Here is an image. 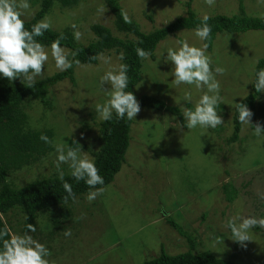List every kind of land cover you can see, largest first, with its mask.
Here are the masks:
<instances>
[{"label": "rangeland", "instance_id": "374dc122", "mask_svg": "<svg viewBox=\"0 0 264 264\" xmlns=\"http://www.w3.org/2000/svg\"><path fill=\"white\" fill-rule=\"evenodd\" d=\"M40 1L28 0L31 7L22 17L24 21L39 10ZM118 2L139 30L149 33L184 16L187 0ZM238 2L215 0L214 6L209 7L204 0H190V7L199 17L218 14L230 17L238 14ZM240 3L247 17L264 16L263 0H240ZM101 7L105 12L99 11ZM45 17L51 30L68 29L73 37L75 24L76 30L83 34L76 42L82 45L93 40L89 30L93 24L108 28L116 37H124L115 30L113 17L102 0H80L70 9H62L53 1ZM177 40L202 46L192 30L167 36L156 45L152 59L141 60L140 82L133 93L162 100L183 113L186 105L194 108L207 89L199 90L194 85L176 87L172 83L173 66L166 59L169 48L179 47ZM45 49L49 61L35 80L60 72L55 68L50 48ZM206 54L211 58L214 74L216 67L225 69L223 76H215L222 97L216 109L224 121L218 126L220 131L199 126L189 131L165 112L141 108L131 120L124 162L101 195L89 203L86 193L63 207L37 212L33 219L36 232L23 230L25 214L14 208L1 215L10 233H27L45 245L51 253L47 257L50 264H140L156 258L161 249L168 255L186 251L183 238L164 222L165 214L173 217L184 231L195 235L197 252L209 251L218 259L236 254L234 264L264 263V230L249 229L251 241L242 246L233 241L225 227L234 217L260 218L263 210L264 135L256 136L250 126L241 125L235 143L225 144V140L232 132L234 104L250 92L253 69L264 57V30L220 33ZM103 55L110 58L109 64L96 60L91 67L76 66L73 83L63 80L52 86L47 95L48 106L24 101L20 110L24 121L20 127L24 131L48 130L50 143L43 141L48 146L43 154H32L26 162L8 170L4 181L10 187L17 189L59 176L57 145L65 150L78 149L81 156L86 154L93 161L100 145L97 130L102 121L95 109L97 104L107 102L111 88L106 84L102 89L100 79L120 64L114 53ZM186 93L191 94L190 101L185 100ZM255 109L262 116L264 127V93H259ZM254 123L252 118L250 124ZM60 170L64 175L71 172L67 164H61ZM222 186L226 191H235L230 202L226 201ZM69 230L71 236L65 237L64 232Z\"/></svg>", "mask_w": 264, "mask_h": 264}, {"label": "trees", "instance_id": "16d2710c", "mask_svg": "<svg viewBox=\"0 0 264 264\" xmlns=\"http://www.w3.org/2000/svg\"><path fill=\"white\" fill-rule=\"evenodd\" d=\"M53 1L59 4L62 9H70L75 6L80 0H41L40 8L35 12L33 17L25 21V28L31 29L32 25L42 20L48 13ZM119 0H102L105 7L113 17V24L118 33L124 37H116L112 35L110 30L102 25L93 24L89 30L93 35V40L82 45L76 42L72 33L68 29L62 31H54L49 29L43 37L37 38L45 48H50L51 43L59 38L61 34L65 39L61 40V46L69 51V60H79L81 65H94L96 60L89 58L99 53H114L117 58L121 53L124 54V59L120 63L128 65L129 85L126 91L133 93V88L140 82V67L141 59L136 54V48H142L152 54L156 45L165 39L167 36L175 34L179 31L194 30L200 26L203 17H199L191 10L190 0L184 4L185 15L175 19L173 22L156 29L149 33H142L138 26L131 21L125 23L119 6ZM264 1V0H263ZM238 14L233 16L214 15L208 16V25L211 27V35L207 41L202 42L208 44L207 51H210L212 42L216 35L220 33H240L244 31H261L264 30V16L260 18L247 17L244 13L243 6L240 0L238 2ZM71 52H77L78 55L73 57ZM73 67L65 72H57L40 80L34 81V87L29 88L27 83H21L19 79L9 81L0 76V230L6 227L1 220V215L8 211L17 208L25 214V222L23 230L27 229V224L33 225V219L37 212L49 210L54 207H63L69 203L72 197L67 201L63 199L67 193L63 189V183L68 182L72 186L75 197L84 195L90 189L84 181L77 182L71 172L64 175V180L60 176H52L38 181H33L21 188L14 189L5 181V176L11 167L20 166L22 162H26L32 154H43L48 146L40 139L42 135L49 137V131H24L20 124L23 123V115H21V107L24 101H38L43 106H48L47 95L50 88L55 84L68 80L73 83ZM264 69V57L259 59L253 69L250 92L242 98L238 103L246 104L252 111V118L255 123L261 124L262 116H259L255 109V101L259 93L255 91V73ZM134 94V93H133ZM135 95V94H134ZM142 109L153 110L156 112H165L174 117L181 128L185 129L183 113L176 107L168 106L164 101L152 98L149 96H136ZM186 109H193L186 105ZM261 113V112H260ZM131 120L126 117L123 120H118L113 114L110 121H100L98 124V142L99 148L93 154V162L99 170V174L104 179L103 185L97 187H105L110 184L114 176L118 173L121 164L124 162V154L128 147L129 127ZM232 132L225 144H232L238 140V134L241 129V124L238 121V113L235 106L232 109L231 115ZM220 127L215 128V131H220ZM226 201L230 202L235 195V191L231 189L226 191V187L222 186ZM262 205L261 217H264V202ZM176 214V213H175ZM162 215V214H161ZM164 222L172 228L178 236L186 242V251L168 255L160 250L159 255L149 261L140 264H234L233 259L236 254H231L228 259L215 258L209 251H196L195 235L184 231L175 221L174 218L167 215H162ZM204 218V215L201 218ZM229 229V228H228ZM232 237V233L229 229ZM2 248V244H0ZM264 264V263H261Z\"/></svg>", "mask_w": 264, "mask_h": 264}, {"label": "clouds", "instance_id": "9594fccd", "mask_svg": "<svg viewBox=\"0 0 264 264\" xmlns=\"http://www.w3.org/2000/svg\"><path fill=\"white\" fill-rule=\"evenodd\" d=\"M209 7L214 6L215 0H204ZM28 0H0V76L9 81L19 79L21 83H27L29 88L34 87V81L37 76L44 72V66L49 61V52L37 38L43 37L45 32L51 28V23L47 17L32 25L31 29L25 28V21L22 17L30 9ZM100 12H105L101 7ZM121 16L125 23H131L127 12H122ZM209 17H203L202 24L193 30V34L199 41L204 42L210 38L211 27L208 25ZM74 39L79 41L82 33L77 29L75 24ZM65 39L63 34L55 39L50 45V55L54 61L55 68L60 72H65L76 66L91 67V65H81L79 60H69V51L61 46V40ZM178 48H169L167 51V62H171V76L174 77L172 83L176 87L181 85H194L196 89L207 91L200 96L196 102L194 110L184 109L183 118L184 126L190 131L197 126L201 128L215 129L224 123L223 118L216 111L222 101L220 93V83L215 76H223L225 69L222 67L215 68V74L211 68V58L208 56V44L203 43L201 47L190 46L187 40H177ZM136 54L141 60H148L151 53L142 48H136ZM73 57L77 52H71ZM90 60H99L105 64L110 63V58L105 57L103 53L96 54L89 58ZM118 60L124 59L121 53ZM128 65L120 63L115 70H109L100 79L102 89L104 85H110L108 91L109 99L104 104L96 105V113L103 121H110L115 114L118 120L125 117L128 120L136 118L141 111L140 104L132 92L126 91L129 85ZM256 79L254 88L257 93H264V69L255 73ZM212 93V95H209ZM185 100H191V94H185ZM238 113V121L241 125L250 126L254 135H264V127L260 123L250 124L253 113L246 104H234ZM45 143H50L47 136L40 137ZM75 142V141H74ZM76 143V142H75ZM81 147V146H80ZM58 153L56 159V168L59 171L61 180H64V173L61 171V164H67L71 170V176L77 181H84L90 188L86 199L89 203L94 201L97 196L104 191V179L99 174L95 163L84 154L80 155L78 149L68 147L67 150L62 145L56 146ZM63 189L67 193L63 197L65 201L69 197L75 200V195L71 184L63 183ZM264 199V195L261 196ZM237 220L240 222L237 223ZM225 227L229 228L233 241L244 245V242L251 241L248 231L251 228L259 227L264 230V217H234L228 221ZM28 232H36L37 227L27 224ZM65 237L71 236V231L64 232ZM0 264H50L47 257L51 255L45 245L34 240L27 233L24 235L11 234L10 230L5 227L0 230Z\"/></svg>", "mask_w": 264, "mask_h": 264}]
</instances>
